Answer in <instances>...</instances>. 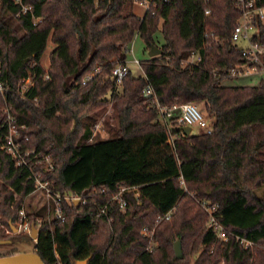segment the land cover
<instances>
[{
  "label": "trees",
  "instance_id": "1",
  "mask_svg": "<svg viewBox=\"0 0 264 264\" xmlns=\"http://www.w3.org/2000/svg\"><path fill=\"white\" fill-rule=\"evenodd\" d=\"M143 1L149 7L139 17L132 7ZM237 1L0 0V120L8 108L27 146L50 155L54 169L44 178L54 194L84 202L64 201L62 222L45 203L26 202V219L40 221L36 241L27 238L44 264H188L200 247L193 264H264V74L257 86L222 85L246 64L231 40ZM136 34L161 54L117 83L112 70L126 62ZM250 42L264 45L259 21ZM192 53L200 61L181 66ZM28 77L34 87L21 96ZM189 103L213 117L209 134L186 136L176 118L162 120L158 108ZM105 107L108 137L90 143ZM123 186L137 195H125L120 208L113 197ZM33 190L26 170L0 151V241L21 243L11 226ZM203 204L216 206L226 241L207 227ZM143 228L153 230V245Z\"/></svg>",
  "mask_w": 264,
  "mask_h": 264
},
{
  "label": "built area",
  "instance_id": "2",
  "mask_svg": "<svg viewBox=\"0 0 264 264\" xmlns=\"http://www.w3.org/2000/svg\"><path fill=\"white\" fill-rule=\"evenodd\" d=\"M16 3H20V0H15ZM139 7L148 9L149 4L147 1H143L136 4ZM237 7L239 9V18L237 20L236 27L232 33L231 40L233 43H237L239 40H244L247 42V46L242 50V56L246 61V64L240 67L233 68L228 71V75L232 78L238 76H245L254 71H259V73L264 74V64L261 57L264 56V45L253 44L250 42L251 32L253 30V21H259L264 25V7H255L254 0H238ZM22 13H27L31 11L30 7L22 6ZM206 15L209 13L206 12ZM200 61V56L197 53H192L186 61L181 62V66L186 64H196ZM137 64L138 62L135 61ZM129 69L126 62L122 65H118L112 70V77L117 83H120L128 74ZM46 80L49 79L48 75L44 77ZM89 79L85 78L82 80V84H85ZM24 84V89L21 91V96L23 92L31 90L34 87V81L31 77H28L21 81ZM0 91L2 87L0 86ZM152 95V90L150 87H146L144 90V96L149 97ZM160 110L161 118L163 121L170 119L173 112L178 111L179 117L177 122L181 127H190V129L195 126L198 130H201L200 134H209L212 131V123H208L203 115L199 112L195 104L189 103L184 105H174L170 108L163 107L158 108ZM102 123L99 122L92 127V137L89 140L90 143L96 142L95 130L101 127ZM24 127L18 125L17 119L9 113V109L6 108L5 116L0 120V151L5 153L16 167L25 169L28 173V179L33 183V193L39 192L42 197L47 201V211L51 214L55 220L64 221L65 216L63 214V202L75 203L76 201L82 202L79 197L73 194H54L48 187V181H44L42 176L54 169V164L49 154L37 150L36 148H30L27 146L28 138L25 137L21 131ZM94 130V132H93ZM104 135H102L103 137ZM104 138V137H103ZM169 142V141H168ZM133 193L137 195V190L134 187H121L118 193L113 197L114 201L119 203L120 208L125 207V195ZM84 203V202H82ZM205 212L208 215L207 227L212 229L217 237L223 241L227 240V235L223 227L216 221L214 213L216 212V206H211L209 204H203ZM24 208H21L18 212L17 224L19 228L28 230L25 224ZM168 219V216H166ZM162 219L158 218L156 223L160 222ZM29 231V230H28ZM152 231L148 228H143L141 230V235L148 237L152 240ZM249 245V244H248Z\"/></svg>",
  "mask_w": 264,
  "mask_h": 264
},
{
  "label": "rangeland",
  "instance_id": "3",
  "mask_svg": "<svg viewBox=\"0 0 264 264\" xmlns=\"http://www.w3.org/2000/svg\"><path fill=\"white\" fill-rule=\"evenodd\" d=\"M132 10H133V13L139 17H141L145 12V8L139 7L136 4H134V6L132 7ZM251 34H252V32H251ZM162 43H163V41L161 38V34L158 32L156 34V45H157V47H160ZM236 45L240 48H244L247 46V42L241 39L236 43ZM52 49H53V46L51 45L50 42H48L47 48H46L44 54L42 55L41 62H40V65L45 70L49 66V54H50ZM148 50L145 49L144 43L141 41V39L139 38V36L137 34L135 35L132 43H130L127 46L126 65L134 76L142 75V71L139 67V62L148 58ZM135 61H137L138 63L136 64ZM261 75H263V74L259 73V71H254V73H250V74L245 75V76H238V77L226 79L222 82V85L233 86V87L257 86L259 84L261 78H262ZM20 89L21 90L24 89V84H20ZM194 104L196 105L199 112L203 115L204 119L208 123L211 124L214 119L212 116L207 114V112L204 109L203 103H194ZM109 112H110L109 107L102 108L99 111V117H98L97 123H99V122L103 123V121L107 118ZM178 117H179V112L176 111V112H173L171 114L170 119H172V118L177 119ZM93 132H94V130H93ZM95 133H96V139H98V138L99 139H106L108 137L107 133L105 132L103 125L101 127H98V129L95 130ZM200 133H201V130H198L195 126H193L191 128L190 135H197ZM102 135H104L103 136L104 138L102 137ZM42 179L44 181H47L44 178V176H42ZM32 195H33L32 198L25 200L23 203V206L21 205V208H24L23 209L24 212L26 211V209H25L26 202H27V204L30 202L31 205L34 207H40L44 203L47 205V201L45 200L44 197H42V195L39 192L38 193L35 192ZM24 215H25V224L27 225V228L29 231L19 228L18 224L14 225L13 227L18 230L17 233H19L18 237L21 240V243H19V244H0V257L8 256V255H14V254H32L33 242L31 241L30 238H27V235H30L31 224H30L29 220L26 219V213H24ZM39 223H40V221L36 222V227L34 226L35 229H37ZM150 245H153V242L151 240H150ZM200 251H201V247L194 254H190L188 256V260H187L188 262L187 263L193 264L195 259L199 255ZM183 252L185 254V250Z\"/></svg>",
  "mask_w": 264,
  "mask_h": 264
},
{
  "label": "water",
  "instance_id": "4",
  "mask_svg": "<svg viewBox=\"0 0 264 264\" xmlns=\"http://www.w3.org/2000/svg\"><path fill=\"white\" fill-rule=\"evenodd\" d=\"M161 54L160 49H158L157 47H155L154 45L150 46L149 50H148V58H153L156 56H159ZM181 131L183 132L184 135L188 136L191 132L190 127H181L180 128ZM75 205H79L80 202L76 201L74 203ZM14 233H17L18 230L15 229L13 226H11ZM36 229L33 225H31L30 228V238L34 241H36ZM10 243L9 240H5V241H0V244H8ZM173 251H174V255L175 258L177 260H181L183 259V253H182V248H181V242L180 241H176L173 244ZM87 260L83 261L82 264H86ZM0 264H44L42 262V260L37 257L34 254H14V255H8V256H4V257H0Z\"/></svg>",
  "mask_w": 264,
  "mask_h": 264
}]
</instances>
